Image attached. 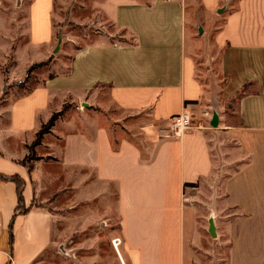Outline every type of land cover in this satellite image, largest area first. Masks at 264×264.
<instances>
[{
	"label": "crops",
	"instance_id": "0c3cea01",
	"mask_svg": "<svg viewBox=\"0 0 264 264\" xmlns=\"http://www.w3.org/2000/svg\"><path fill=\"white\" fill-rule=\"evenodd\" d=\"M54 3L29 0L28 45L13 53L16 63L19 56L27 63L9 69V81L53 56ZM233 3L106 0L103 15L123 39L83 46L65 75L43 77L0 108V175L24 181L29 209L13 220L16 186L0 181V264H34L51 246L52 217L35 206L54 181L43 158L65 169V187L78 202L115 186L120 264H196L202 225L194 202L201 194L212 200L210 235L228 245L226 264H264V0ZM5 23L0 14V31ZM199 42L209 58L202 77ZM9 49L0 45V97ZM108 107L158 129L187 113L194 126L179 138L153 137L144 152L126 138L114 149L101 116ZM61 111L34 148L41 159L29 171L21 164L29 147Z\"/></svg>",
	"mask_w": 264,
	"mask_h": 264
},
{
	"label": "rangeland",
	"instance_id": "374dc122",
	"mask_svg": "<svg viewBox=\"0 0 264 264\" xmlns=\"http://www.w3.org/2000/svg\"><path fill=\"white\" fill-rule=\"evenodd\" d=\"M105 1L55 0L53 56L45 62L38 63L42 65L34 67L33 72L26 71L20 79L9 81L7 78L9 69L17 65V69L21 71L27 63V58L24 56L17 57L16 63L13 53L18 47L28 45L26 9L29 0H2L0 14L6 23L0 31V45L3 47L9 45L10 49L9 56L1 67L4 88L0 97V108L9 104L12 99L39 86L43 77L47 78L54 74L65 75V70L70 66L74 55L83 46L101 38L110 43L123 39L124 32L107 21L103 15L102 7ZM233 1L235 4L237 0ZM194 33L198 31L194 29ZM200 44L194 58L199 68V77H202L200 70L206 68L205 60L209 58L206 56V47L203 48L204 44ZM217 60L216 55L211 66L213 71ZM107 94L106 88L101 90V97L104 99ZM232 104L227 103V106L231 108ZM68 108L67 105L66 109ZM63 110L65 111V106ZM101 116L104 123H107L114 142L121 138L129 139L143 152L144 148H148L153 137L169 136L168 128L158 129L142 115L130 117L114 107H108L107 112L101 113ZM193 126L191 120L190 128ZM29 149L24 160L26 159L27 166H32L41 158L35 150L31 156ZM43 160L48 165L47 171L54 175V181L42 199L36 201L35 206L44 207L52 217V243L34 264H120L116 254L118 252L111 244L113 239H120L119 220L115 207V186H106L103 194H98L92 200L78 202L74 189L71 186L65 187V169L55 160L50 158ZM200 198L203 199L202 202H194L195 207L200 211L198 220L202 225L199 227L202 247L196 252V264H226L228 245L220 244L219 239L210 235L209 218L213 215L212 200L207 199L205 194H201ZM118 251L121 252V245Z\"/></svg>",
	"mask_w": 264,
	"mask_h": 264
},
{
	"label": "trees",
	"instance_id": "16d2710c",
	"mask_svg": "<svg viewBox=\"0 0 264 264\" xmlns=\"http://www.w3.org/2000/svg\"><path fill=\"white\" fill-rule=\"evenodd\" d=\"M40 65H42V64H38V65H35V66L30 67L27 72L30 73L34 69V67H39ZM233 102H234V100H231L230 101V103H233ZM61 115H62V111L59 112V113L53 114L51 116V118L49 119V121L37 133L36 139L33 142V144L30 146V149H29L30 150V153H31V156L33 155L34 148L40 144L43 136L45 134H48L50 132V130L54 126L55 121ZM111 142L113 144L114 149H117L118 141L114 142L112 136H111ZM25 161H26V159L21 164L23 166H25L26 168H28L29 171L32 170V166H27V164L25 163ZM0 181H3V182H12L16 186V193H17L18 205H17V207H16V209L14 211L13 220H14V218H16L19 215H24V214L28 213L29 209L23 207L22 192H23V188H24V181L21 178H19L18 176L6 177V176H3V175H0ZM12 223L13 222H11L10 223V226H9V243H10V247L11 248L13 246V224Z\"/></svg>",
	"mask_w": 264,
	"mask_h": 264
},
{
	"label": "built area",
	"instance_id": "2783aa9c",
	"mask_svg": "<svg viewBox=\"0 0 264 264\" xmlns=\"http://www.w3.org/2000/svg\"><path fill=\"white\" fill-rule=\"evenodd\" d=\"M190 116L187 113H182L178 116L171 118L168 122V133L167 137L179 138L182 134L190 128ZM113 249L118 252V248L121 244L119 238H115L111 241Z\"/></svg>",
	"mask_w": 264,
	"mask_h": 264
}]
</instances>
